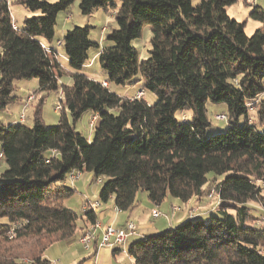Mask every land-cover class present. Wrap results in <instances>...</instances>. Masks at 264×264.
Returning a JSON list of instances; mask_svg holds the SVG:
<instances>
[{"label": "trees", "instance_id": "1", "mask_svg": "<svg viewBox=\"0 0 264 264\" xmlns=\"http://www.w3.org/2000/svg\"><path fill=\"white\" fill-rule=\"evenodd\" d=\"M74 1L15 0L36 15L13 29L9 2L0 0V112L17 100V81L36 79L30 95L39 97L30 126L0 121V264H50L44 256L50 246L94 226L91 209L77 213L64 205L75 192L66 177L84 172L94 183L101 180L99 204L112 199L120 212L133 207L140 191L154 207L167 197L198 203L208 174L212 182L222 177L213 183L217 204L207 220L189 213L134 240L127 247L133 264H264V8L252 7L249 18L260 27L247 36L244 23L226 13L238 0L196 6L191 0H80L84 16L118 1L117 27L105 33L101 48L89 39V27L66 31L56 42L66 70L52 42L57 15ZM146 25L150 49L139 60L131 42ZM91 48L99 49V68L110 84L130 85L139 76L156 102L116 96L108 83L84 75ZM53 92L61 94L62 111L46 127L42 108ZM208 104L225 107L223 133H206ZM86 112L99 117L92 141L75 128ZM177 112L189 118L177 120ZM250 204L263 215L255 216ZM33 247H40L38 255Z\"/></svg>", "mask_w": 264, "mask_h": 264}, {"label": "rangeland", "instance_id": "2", "mask_svg": "<svg viewBox=\"0 0 264 264\" xmlns=\"http://www.w3.org/2000/svg\"><path fill=\"white\" fill-rule=\"evenodd\" d=\"M45 1H47L48 3H56L58 0H45ZM200 1L201 0H191V5L196 6L197 4H199ZM8 2H9V11L11 17L13 20H15V23L19 28L23 26L24 19L36 15L35 13H31L27 11L23 6L17 4L15 0H8ZM79 2L80 0H75L74 3L66 11L60 12L56 17V24L54 27V40L52 42L53 43L52 46H55L54 49L57 51V59L59 63L62 66H64L66 70H68L67 69L68 61L65 57L62 47L60 45H57L56 43L57 41H62L66 31L72 29L75 26L89 27L90 28L89 39L95 43H98L101 48L104 42L103 41L104 39L102 38H104L105 33L117 27L114 22L113 12L120 5L118 1L114 2L116 5L114 8L107 7L105 9L104 8L95 9L88 16H84L80 13L78 7ZM253 6H259L264 8V0H238L235 4L226 8V13L230 18L235 19L240 23H244V31L247 36H251L253 32L260 27V24L257 21H254L251 18H249V12L251 11ZM150 38H151V28L148 25H146L142 28L140 36L132 40L131 45L137 51L139 60L147 59L148 50L150 49V43H149ZM97 50L99 49L91 48L89 50L88 52L89 56H88V60L86 61V64L90 62L92 56L97 52ZM91 65H92L91 71H93V73L97 71L98 72L97 75H101L102 71L99 68L98 59H96V61H92ZM63 82L67 84L70 83V80L67 78V76H64ZM263 84H264V80H263ZM35 87H37L36 79L17 81L14 95L17 96L18 99L25 100V97L27 95L33 94L31 92L35 90L34 89ZM109 90L116 96L122 98H132L138 96L140 97L139 94H141V98L148 105H153L156 102L155 95L145 89L144 82L140 79L139 76L137 77V81H135L133 84L130 85L121 86V85L110 84ZM57 95L58 92L50 93L47 96L45 103L43 105L41 115L46 127H52L57 123L55 121L56 118L58 119L59 114L53 113V102L57 97ZM29 97L30 95L26 97V101L27 102L33 101V102L31 103V106L27 107V109L22 112L24 115V123L26 126H30L32 124V109L39 98L37 95H34V99L29 100L28 99ZM17 105L18 103H15L13 105L11 104L6 111L0 112L1 123L5 125L6 124L5 118L7 116L9 117L12 115H16L15 113L17 112V110L19 111V109L16 108ZM253 107L254 106L252 105L249 107V111L252 117L254 112L252 111ZM225 112L226 109L223 105H212V104L207 105V116L210 121V126L206 132L208 135L223 133L225 131L227 126L226 121H218L215 119V116L224 115ZM183 114L189 118V113L177 112L175 114L176 119L181 120ZM91 115L92 114L90 112H86V114L85 115L83 114L81 119L75 125L76 130L79 133H81V135L85 139L87 140L91 139L90 141L93 140L95 129L99 124V117L96 116L97 121L95 122L94 126L92 127L89 126V119ZM241 122L242 119H240V123ZM46 154L47 152L44 153V155ZM4 169H5V163L3 160H0V172H2ZM207 177H208V182L203 186L204 193L200 202L198 203L194 199H192L189 203L183 204L172 197H167L160 206L154 207L148 201L147 194L144 191L138 192L136 195V202L133 205V207L130 209V212L131 211L133 212L130 218L131 222H133L134 225L136 226H138V224L140 223L141 226L143 227L142 235L147 236V235H154L160 233L169 227H173L177 225L178 224L176 223V221H178L177 218L180 217V214L186 213L185 211L186 207H190L188 212L192 214L193 213L197 214V212H199L198 214L202 212L205 213L204 215H198V216L200 217L203 216L204 219L207 220L209 218L210 212L214 210L217 204V196L213 188V183L221 180L222 178L220 176H216V179L213 180L212 182V179L215 176L210 173L208 174ZM73 183L75 184L76 190L70 198L64 201V205L67 206L69 209L79 213L78 211L80 209V202L83 196L94 194V191L100 189L101 184H95L93 176L90 175V173H86V172L79 174V177L76 180H74ZM69 185L72 188L74 186L71 185L70 183ZM250 206L252 209L255 210L252 212L255 216L261 217L263 215V211H261V209L258 206L254 204H250ZM172 207L178 208V211L173 212ZM151 208L153 209L156 208L159 211L160 216L158 218L153 219L151 217L150 214ZM66 243L67 242H61L60 245L63 244L65 248L69 247L71 251L69 253H64L63 257L60 256L61 253L58 246H54L51 249L49 248L47 249L46 255L50 257L51 264L76 263L74 261L77 258L78 254H85L86 252H88L84 250L83 247L75 243V241L67 244ZM42 244L43 242L40 243V247H42ZM31 245L32 244H29L27 245V247L22 248L23 249L22 253L27 254L30 250ZM63 245H61V248H64ZM39 248L37 249L33 247V251L35 255L39 254ZM76 251L77 253L75 254Z\"/></svg>", "mask_w": 264, "mask_h": 264}, {"label": "crops", "instance_id": "3", "mask_svg": "<svg viewBox=\"0 0 264 264\" xmlns=\"http://www.w3.org/2000/svg\"><path fill=\"white\" fill-rule=\"evenodd\" d=\"M55 52L57 53L56 50H55ZM98 53H99V51L97 50V52L92 56V59L90 60V62H88L87 64L85 63V65L83 67V73H84V75H86L90 79L103 81V82L108 83V88H109L110 83L107 81L106 75H104L102 72H101V75H97L98 74L97 71L95 73H93V71H91L92 65L94 64L93 63L91 65V63H92V61H96V59L98 58ZM62 81H63V78H62ZM34 89L36 90L37 87H35ZM35 90H33L31 93H34ZM29 95H27V96H29ZM26 97H25V100H21V99H18V97L16 96L17 100L14 103H12V105L15 103H18L16 108L19 109V111L17 110V112L15 113L16 115H12L9 117L7 116L5 118V123H6L5 125H13V124L19 123L20 114L23 111H25L27 109V107L31 106V103L33 102V101L27 102ZM60 97H61V94L58 92V95L53 102V113L54 114H57L55 112L54 108H55L56 103H58V100L60 99ZM85 114L86 113H84V115ZM92 116H94V115L92 114L90 116V118ZM57 121H58V119L56 118L55 122H57ZM96 121H97V119L95 120V122ZM95 122H94V124H95ZM90 140L88 139V141H90ZM90 175H92V174H90ZM66 184L69 185L67 182H66ZM72 185H74L72 189L76 190L75 184L73 183ZM98 193H99V190L94 191V194H92V195H84L83 198L81 199L80 209L78 212H80L82 210L84 201H86V200L97 201L98 200ZM153 208H151L150 210H152ZM191 208H192V206H191ZM189 209H190V207H186V209H185L186 213L180 214V217L177 218L178 221H176V223L182 222L185 219H187V217L189 216V212H188ZM174 212H176V211H174ZM198 213H197V215H204L205 214L203 212L200 214H198ZM132 214H133V212L132 211L130 212V210L127 212H120V211L115 212L112 199H110L106 204H101L97 213H96L97 221H98V223H100L101 226L104 227L106 225H112L115 228H120L127 221H131L130 218H131ZM135 228H136L135 234L132 235L131 237H129L127 242H126V249L131 242H133L134 240L144 236V235H142L143 227L141 226L140 223L138 224V226L135 225ZM80 235H81V233H78L76 238H74L73 240H70L69 242L68 241H66V242L70 243V242L75 241V243H77L78 245L83 247L82 244L79 243V238L81 237ZM96 235L98 236V231L96 232ZM60 243L53 244L51 247H49V249H51L54 246H58L60 253H61L60 256L63 257L64 253H69L71 251V249L69 247L65 248V246L63 244H61V245H63L64 248H61ZM84 250H86V249L84 248ZM86 251H88V252H86L85 254H78L77 258L74 261L76 263H70V264H77L79 262H81V264H132L133 263L132 259L127 254H124L121 251L112 252V250H108L105 248H97L96 244H92ZM76 253H77V251L75 252V254ZM44 256L48 261L51 260L50 257L46 255V252H45ZM72 257H73V255H72ZM50 264H51V261H50Z\"/></svg>", "mask_w": 264, "mask_h": 264}, {"label": "built area", "instance_id": "4", "mask_svg": "<svg viewBox=\"0 0 264 264\" xmlns=\"http://www.w3.org/2000/svg\"><path fill=\"white\" fill-rule=\"evenodd\" d=\"M13 29H16L17 25L15 21L12 22ZM44 47V46H43ZM48 50V48H46ZM102 86L107 87L106 82H101ZM141 96V94H139ZM34 99V95H30L28 98ZM56 113H59L62 111V107L59 103H56L54 108ZM19 122L24 123V115L23 113L20 114ZM215 119L218 121H223L226 119L224 115H217L215 116ZM96 120L95 116H92L89 120V126L92 127L94 125V122ZM79 177L78 173H70L67 177L65 182H69L71 185L73 184V181L76 180ZM68 183V184H69ZM95 184H101V180L98 179ZM100 207V204L98 201H92L88 200L86 201V204L83 205L82 210L85 209H91L93 212L97 213L98 209ZM173 212L178 211V208L173 207ZM115 212H118L116 208H114ZM152 218H158L160 216V213L157 209H152L151 212ZM262 220L264 221V216L262 217ZM98 231V236L96 235V232ZM136 232V228L133 222L127 221L122 227L115 228L112 225H106L101 226L98 221L94 224V226L90 229H87L79 238V243L82 244L83 248L86 250L95 242L97 248H105L108 250L113 249H120L122 253L127 254L126 249V242L129 237L134 235ZM98 237V238H97ZM128 255V254H127ZM130 257V256H129ZM131 258V257H130ZM133 264V263H132Z\"/></svg>", "mask_w": 264, "mask_h": 264}]
</instances>
